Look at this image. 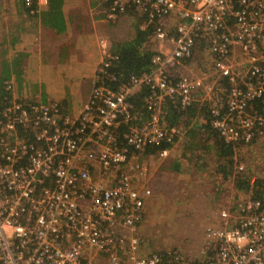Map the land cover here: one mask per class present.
<instances>
[{
    "label": "built area",
    "instance_id": "obj_1",
    "mask_svg": "<svg viewBox=\"0 0 264 264\" xmlns=\"http://www.w3.org/2000/svg\"><path fill=\"white\" fill-rule=\"evenodd\" d=\"M95 8L108 22L134 16L141 29L153 25L146 42L154 45L151 69L109 86L105 80L115 77L108 67L117 57L104 53L96 86L77 117L62 113L58 103L23 101L14 80L3 81L0 264H97L99 254L109 264H190L176 250L139 253L136 232L150 189L136 186L148 169L131 162V154L153 147L166 158L181 133L165 125L164 104L185 109L199 92L200 100L210 101L212 126L226 143L264 138V0H97ZM172 15L178 19L173 33L163 24ZM198 42L207 44L213 74L223 83L208 82L207 74H174ZM142 87L148 89L142 98L148 115L135 124L141 117L133 114L130 98ZM215 91L221 96L213 99ZM121 125L127 130L118 136ZM96 164L113 178L94 179ZM243 168L238 164L236 171ZM204 236L214 247L203 264H264V193L248 199L239 215L219 210Z\"/></svg>",
    "mask_w": 264,
    "mask_h": 264
},
{
    "label": "rangeland",
    "instance_id": "obj_2",
    "mask_svg": "<svg viewBox=\"0 0 264 264\" xmlns=\"http://www.w3.org/2000/svg\"><path fill=\"white\" fill-rule=\"evenodd\" d=\"M22 1L0 0V40L2 38H6L7 40V26L10 27L9 21L16 17L18 23H21L20 21L25 18L21 16L22 11L29 15L30 18L33 17L30 14L34 13H31L30 10L28 12L25 11L26 6H24ZM88 1L76 3L75 0H66L63 4L71 10L72 8L70 7H74V4L80 3L81 7L78 10L81 13L77 14L79 16L78 20L97 26L99 21L93 20L92 22L91 20L93 18L92 14L93 16L95 14L93 13V9L87 6ZM94 1V5L96 6L97 0ZM37 4L36 19L40 20L41 23V13L47 7V3H40L38 1ZM171 17H167L163 21V24L166 30L173 33L178 19L175 16ZM102 19L106 20L105 18ZM123 20L125 21V19ZM119 23V21L118 23L111 22L113 26ZM115 28L112 38L114 35L116 38H121L122 35L126 34V25ZM34 31L32 29L31 32L22 34L21 40H23L22 42L30 43L28 46L22 43L17 44L19 47L26 46L30 49L27 55H23L26 57L27 64L23 69L22 76L16 80L14 71L5 72L16 84L14 86L15 96L28 103L37 100L58 103L62 113L70 117H77L88 100L93 87L96 86L94 85L97 78L96 71L94 75L90 77L86 76L85 73H90L92 66L89 65L91 62L84 60L85 69L81 73L72 70L70 71L71 74L65 75L62 68L57 70L56 67L52 66L51 61L44 62V60H37L38 53L41 51L40 44L47 40L51 42L57 40L48 33L47 29L43 28V24L38 25L37 23V31ZM31 33L33 36L29 35ZM78 34H81V32ZM74 35H76V28L71 34L73 38L70 37L68 43H73L70 39L74 42L76 41ZM6 40L3 39V43L0 42V55L7 60L9 59V62L12 63L14 61V52L12 50L14 51L15 49ZM110 42L111 38L108 32L105 29H101L94 33L93 42L89 46L85 45V41H81V44L78 46L79 48H86L85 51H82V53H85L84 56H92L99 52L100 57H102L104 53L109 51ZM149 46L154 48L152 40ZM100 61L96 64V68L99 66ZM65 62L68 64L67 70L69 71L74 62L70 60L69 62L65 60ZM173 72L176 75L182 74L191 77H200L207 74L208 82L215 83L216 86L219 83H223V79L213 74L212 56L207 44L204 42H198L192 58L185 61L182 66L176 68ZM210 96L214 99L220 97L221 93L215 91L210 93ZM196 97L201 99L198 93ZM165 104L163 120L165 125H168L170 123L166 119ZM179 125L180 138L175 142L166 158H161L156 154H149L147 152H134L131 154V162H142L148 169L146 178L141 180V182L138 181L136 186L141 187L145 185L150 189V195L146 199L143 208V218L138 224L136 232L140 238L139 253L147 255L150 252L158 251L167 254L171 250H176L185 256L189 263L196 262L197 264H203L213 251V246L205 239V229L217 224L218 211L221 209H230L233 214H241L244 203L250 199V193L237 189L232 179L223 177L217 171V162L213 150H197L196 153L194 152L196 155L191 159L183 158L181 155L187 136L185 129L182 128L181 124ZM242 146L239 149H235V166L238 164L243 165L242 171L250 175L251 179L253 177L255 179H263L264 138L254 140L252 143ZM92 148L93 146H86V150ZM178 164L179 167L176 169L175 166ZM235 166L234 171L237 172ZM92 175L94 179L108 181L113 178L115 173H104L96 164L92 168ZM125 254L126 252L122 253V257ZM96 262L97 264H109L105 259V255L101 254L96 257Z\"/></svg>",
    "mask_w": 264,
    "mask_h": 264
},
{
    "label": "trees",
    "instance_id": "obj_3",
    "mask_svg": "<svg viewBox=\"0 0 264 264\" xmlns=\"http://www.w3.org/2000/svg\"><path fill=\"white\" fill-rule=\"evenodd\" d=\"M25 5L24 0L22 1ZM64 0H47V10L41 13L42 19L45 24L57 34L63 33L66 29V20L62 10ZM37 0H31L30 6L25 7V11L35 10L32 16L37 15L38 9ZM102 16V15H100ZM139 20L140 18H136ZM136 34L132 39L126 41H118L110 48V52L117 58L112 61L108 67V72L112 74L114 81L105 80V83L112 87H117L122 83H125L131 75H138L143 72H148L151 69V56L153 50L146 46V42L151 39L153 34V25L141 29L136 26ZM17 60V62L15 61ZM21 59L15 58L12 63L5 62L2 65L3 73H0V106L3 103V96L5 95L3 89V81L10 79L5 73L7 71H15V67ZM16 72V71H15ZM15 79L18 80L21 76H18V72L15 73ZM146 87H142L131 95V102L134 105L133 114L141 119L135 120V124H140L142 119L148 114L145 109L142 108V98L147 92ZM202 96V93H198ZM255 102V108H261V103ZM166 119L170 124L168 126H177L181 124L185 129L187 136L183 145L182 157L185 159H191L196 154L197 150L205 151L213 150L214 156L217 162V171L223 176L232 179L234 186L249 192L251 199L261 198L264 193V178H256L251 181V176L241 171H234L235 149L243 147L244 144L233 145L226 143L224 139L219 135L218 131L212 126L213 114L210 108V104L207 100H196L187 108L182 109L179 103L168 100L165 104ZM180 126V125H179ZM127 130L124 125H121L117 131L118 136ZM22 132V131H21ZM178 140L176 138L175 142ZM158 148H148L149 154H155ZM193 152V154H191ZM195 152V153H194ZM179 164L175 166L178 169ZM236 170V166H235ZM232 174V175H231ZM233 176V177H232ZM213 246V244H211ZM214 247V246H213ZM212 253V252H211ZM167 259V257H166ZM171 264V263H167ZM190 264H197L191 262Z\"/></svg>",
    "mask_w": 264,
    "mask_h": 264
},
{
    "label": "crops",
    "instance_id": "obj_4",
    "mask_svg": "<svg viewBox=\"0 0 264 264\" xmlns=\"http://www.w3.org/2000/svg\"><path fill=\"white\" fill-rule=\"evenodd\" d=\"M66 0H64L65 2ZM76 3L77 2H84V1H88V0H75ZM63 2V3H64ZM95 1L94 0H89L87 6H89L90 8L93 9V13L95 14V16L92 17L95 18H91L92 22L93 20H98V25H94L91 23H84L82 21H79V16L77 14H80L81 12L78 10L81 5L79 4H74V7H70L72 8L71 10H69L68 8H66V6L63 4L62 6V10L64 13V17L66 20V29L63 33H59L57 34L54 30L50 29L44 22V20L42 19V22L40 23V20L36 19V16H33L30 18L29 15H27L24 11H22L21 16L25 17L23 18L20 22L18 23V20L15 18H13V20L9 21V26H7L8 29V34L6 35V38H2V40H0L1 43H3V39H5L7 41V43L12 44V46H14L13 48L15 49L14 51L12 50V52H14L13 56L14 59L15 58H20L21 62H19L15 67H13V69L16 71H12L14 74L18 72V76H22L23 73V69L25 68L26 64H27V60L26 57L23 55H27V52H30V49L27 48L26 46H17V44H23V45H29L30 43L28 42H22L23 40H21L22 38V34L23 33H28L31 32L32 29H34L36 32L37 31V23L39 24H43V28L47 29L52 36H54V39H56L57 41L51 42L50 40H47L46 42L43 41L42 44H40L41 46V51H39L38 53V59L37 60H44V62L47 61H51L52 66L56 67L57 70L62 68V70L64 71L65 75L66 74H71L70 71L74 70V71H79V73H81L84 69H85V63L84 60H88V62H91L89 65H91V70L90 73H85L86 76H92L95 73V69L96 68V64L98 63V61H100L101 57H100V53L96 52L97 54H94L92 56H84L85 53H82V51H85L86 48H79V44H81V41H85V45L89 46L94 39V33L100 31L101 29H105V31L108 32L110 38H111V42H110V48L113 46V44H115L118 41H126L129 39H132L135 36V30H136V26H137V19L134 16H123L120 20L125 19V21H120L119 24H117L116 26H113L111 24V22H108L106 20H103L102 17L100 16L101 14H99L95 8ZM47 10V7L44 9V11ZM43 11V10H41ZM40 11V13H41ZM97 12V13H96ZM172 17H174L172 15ZM171 17V18H172ZM174 19V18H173ZM39 21V22H38ZM3 22V19H2ZM34 22V23H33ZM118 23V22H117ZM45 25V27H44ZM126 25V34L122 35L121 38H116L115 35L112 38L113 34H114V29H116L115 27L118 26H125ZM0 26H1V22H0ZM99 27V30H98ZM76 28V35H74V37H76V41L74 42L72 39H70V41H72L73 43H68V39L71 37V34L73 32V30H75ZM86 29V31H84ZM39 30V29H38ZM82 30V31H81ZM94 30V32H93ZM96 31V32H95ZM81 34H78L80 33ZM74 34V33H73ZM31 36H33V34H29ZM82 35V36H80ZM73 38V37H71ZM17 47H19V49H17ZM34 48V46H33ZM4 49V48H2ZM196 49V47H195ZM17 51V52H16ZM34 51V50H33ZM110 51V49H109ZM16 52V54H15ZM1 53V50H0ZM35 53V52H34ZM41 53V54H40ZM35 55V54H34ZM5 59V60H4ZM65 60H67V62L72 61L74 62L72 65V68L68 71V64L65 62ZM17 62V60H15ZM95 61V64H94ZM5 62H9V59L7 60L6 58H3L0 55V73H3V69H2V65ZM54 62H56V64H54ZM65 62V63H64ZM10 63V62H9ZM16 75V74H15ZM83 75V74H82ZM80 82V81H79ZM92 85V83H91ZM16 86V84H15ZM18 86V85H17ZM38 102H45L43 101H32L30 103H38Z\"/></svg>",
    "mask_w": 264,
    "mask_h": 264
}]
</instances>
